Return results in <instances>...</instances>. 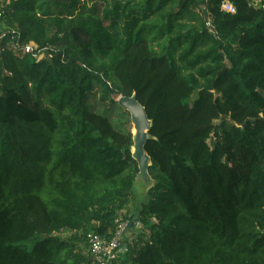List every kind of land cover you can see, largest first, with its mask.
Segmentation results:
<instances>
[{
	"label": "trees",
	"instance_id": "1",
	"mask_svg": "<svg viewBox=\"0 0 264 264\" xmlns=\"http://www.w3.org/2000/svg\"><path fill=\"white\" fill-rule=\"evenodd\" d=\"M111 1L143 11L127 41L99 0H3L0 264H93L135 198L134 94L154 186L115 264H264V0Z\"/></svg>",
	"mask_w": 264,
	"mask_h": 264
},
{
	"label": "built area",
	"instance_id": "2",
	"mask_svg": "<svg viewBox=\"0 0 264 264\" xmlns=\"http://www.w3.org/2000/svg\"><path fill=\"white\" fill-rule=\"evenodd\" d=\"M3 8L4 7H0V22H3V19L5 18ZM205 8L203 7V9L208 12L206 26L211 32L215 33L211 13L208 11L207 6ZM221 10L230 14L236 13V8L230 1H224L221 5ZM4 36L5 31H3L0 35V41L4 38ZM12 49L14 51H20L23 54H30L37 51L38 46L34 43L28 45L13 43ZM35 56L38 60H41L44 55L40 53ZM116 224V231L111 238L100 235L95 231H91L87 234V248L85 251L93 264H115V261L119 259L120 254L125 249L123 247L124 239L128 237V231H130L131 224L128 220L122 218L121 214L120 218L116 221Z\"/></svg>",
	"mask_w": 264,
	"mask_h": 264
},
{
	"label": "rangeland",
	"instance_id": "3",
	"mask_svg": "<svg viewBox=\"0 0 264 264\" xmlns=\"http://www.w3.org/2000/svg\"><path fill=\"white\" fill-rule=\"evenodd\" d=\"M100 5V11L103 14H108L110 19H116L117 20V29L119 37L123 41H127L128 39V26L136 19L137 17H142L143 11L139 10L138 8H135L134 6H130L129 8H126V12H124L123 8H119L116 6L111 0H99ZM114 12H117V15L114 14ZM111 21V20H110ZM44 55V54H43ZM45 55L43 56V58ZM100 95L96 94L94 98L91 99V105L94 108L96 112H105L107 109H111L110 105H107L103 107V105L100 102ZM118 100V99H117ZM109 112V111H108ZM111 120L116 123V125L119 124V121L123 120V118H120L121 110L120 109H114L113 113L109 112ZM130 115V114H129ZM150 182L146 181L144 179H141L137 177L135 185H134V192H135V198L133 199L131 205L128 207L127 212L124 211L121 214L122 218H125V215L129 213H137L140 209V206L143 202H145L148 197L147 193L150 188ZM262 210L264 211V205L262 207ZM136 224V222L132 223ZM142 229V226L139 224V228H136V231H128V237H136L140 230ZM70 233L65 232L63 234L64 238L69 237Z\"/></svg>",
	"mask_w": 264,
	"mask_h": 264
},
{
	"label": "water",
	"instance_id": "4",
	"mask_svg": "<svg viewBox=\"0 0 264 264\" xmlns=\"http://www.w3.org/2000/svg\"><path fill=\"white\" fill-rule=\"evenodd\" d=\"M117 102L130 114L133 126L132 156L138 163L140 171L138 177L150 182V190L154 186V182L149 174V168L152 165V161L146 152V144L148 140L152 139L149 133L152 128V121L149 119L146 109L137 100L135 94L131 97L122 96ZM132 226H134V224Z\"/></svg>",
	"mask_w": 264,
	"mask_h": 264
},
{
	"label": "crops",
	"instance_id": "5",
	"mask_svg": "<svg viewBox=\"0 0 264 264\" xmlns=\"http://www.w3.org/2000/svg\"><path fill=\"white\" fill-rule=\"evenodd\" d=\"M3 4V0H0V7ZM5 25L3 24V22H0V35L3 33V31H5L4 29ZM136 213V212H135ZM133 214V213H132ZM138 219L135 220L136 224H135V229L133 231H136V228H139V221H137ZM141 225V224H140ZM133 227V226H132ZM133 229V228H132Z\"/></svg>",
	"mask_w": 264,
	"mask_h": 264
}]
</instances>
